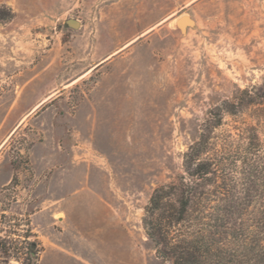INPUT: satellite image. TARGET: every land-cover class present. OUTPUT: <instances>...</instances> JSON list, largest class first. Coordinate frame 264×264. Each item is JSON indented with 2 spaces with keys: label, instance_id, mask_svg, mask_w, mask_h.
<instances>
[{
  "label": "rangeland",
  "instance_id": "1",
  "mask_svg": "<svg viewBox=\"0 0 264 264\" xmlns=\"http://www.w3.org/2000/svg\"><path fill=\"white\" fill-rule=\"evenodd\" d=\"M199 139L206 221L261 226L264 0H0V264H166L145 207Z\"/></svg>",
  "mask_w": 264,
  "mask_h": 264
},
{
  "label": "trees",
  "instance_id": "2",
  "mask_svg": "<svg viewBox=\"0 0 264 264\" xmlns=\"http://www.w3.org/2000/svg\"><path fill=\"white\" fill-rule=\"evenodd\" d=\"M243 93L248 102L263 97L255 91ZM238 99L237 103L244 100ZM201 146L199 139L183 156L184 169L194 176L191 183L181 180L180 184L155 188L145 207L143 226L156 256L166 264H264V221L261 226L206 221L214 214L206 211L204 205L200 207L197 178L201 167V173L210 172L200 162ZM176 190L177 206H173L168 199ZM195 200L199 204L193 208Z\"/></svg>",
  "mask_w": 264,
  "mask_h": 264
},
{
  "label": "water",
  "instance_id": "3",
  "mask_svg": "<svg viewBox=\"0 0 264 264\" xmlns=\"http://www.w3.org/2000/svg\"><path fill=\"white\" fill-rule=\"evenodd\" d=\"M182 18H185V21H181ZM66 23L69 26L74 27V28H76L78 26V22L75 19H67ZM192 23H193L192 19L189 18L187 15H181V17H179L176 21V24L180 28L181 31H184L185 27L192 25Z\"/></svg>",
  "mask_w": 264,
  "mask_h": 264
},
{
  "label": "bare ground",
  "instance_id": "4",
  "mask_svg": "<svg viewBox=\"0 0 264 264\" xmlns=\"http://www.w3.org/2000/svg\"><path fill=\"white\" fill-rule=\"evenodd\" d=\"M181 21H185V18H182V20Z\"/></svg>",
  "mask_w": 264,
  "mask_h": 264
}]
</instances>
